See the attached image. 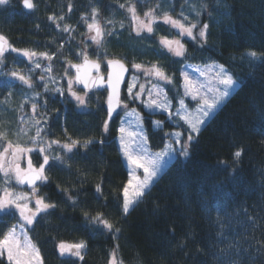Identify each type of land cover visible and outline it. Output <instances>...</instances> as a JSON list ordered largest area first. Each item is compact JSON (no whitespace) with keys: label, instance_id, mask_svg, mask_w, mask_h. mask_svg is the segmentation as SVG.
<instances>
[{"label":"trees","instance_id":"obj_1","mask_svg":"<svg viewBox=\"0 0 264 264\" xmlns=\"http://www.w3.org/2000/svg\"><path fill=\"white\" fill-rule=\"evenodd\" d=\"M34 2L37 7L31 11L23 8L22 0H9L7 5L0 6V34L16 48L57 53L52 61L55 66L62 65V56L57 52L61 44L65 56L75 63L80 62L72 53L79 50L80 42L86 37L87 23L81 17L92 20V9L97 8L99 15L96 19L104 26L105 32L112 30V35H105L104 44L109 58L113 55L126 57L129 66L132 61L148 64L158 60L170 73H175L176 88L180 87V72L185 64L205 65L213 61L224 64L242 82V86L202 128L199 137L193 141L190 156L178 158L143 202L127 216L118 206L120 189L129 178L116 139L119 119L110 124L103 146L93 144L87 151L79 149L70 161L71 169L56 167L48 171L49 182L40 191L56 202L58 208L29 232L40 248L44 264H109L113 250L123 264H220L230 258L221 251L228 245L244 250L240 253L244 264H264V257L257 253L260 247L257 242L264 240V144L261 143L264 141V61L245 55L250 51L264 55V0H223L219 6L216 0ZM202 3H207L208 11L212 12L211 17L206 12L199 17L200 24L210 26L209 41L204 47L192 40L185 41L188 59L183 62L159 46L160 37H177L173 28L160 21L154 24L152 34L137 36L131 13L127 11L132 4L137 13L143 15L159 4L157 15L168 11L180 18L183 11L191 22H197L196 11L200 10ZM69 4L72 5L71 12L68 11ZM121 4L125 7L121 8ZM50 16L57 19L50 20ZM60 16H64V20H59ZM65 24L75 31L64 32ZM70 37L74 39L68 43ZM93 50L91 47L89 55L96 59ZM30 67L32 65L26 58L7 53L0 72L28 70ZM38 77L33 74L36 81ZM7 81L11 82L13 96L8 104H0V130H7L9 138L16 143L17 137L12 133L20 127V117L28 120L32 115L29 104H25L23 110L20 104L25 94L30 96L32 90L9 76L0 75V101L7 95ZM36 91L42 93L36 101L37 118L41 112L53 117L47 128L50 139L63 140V127H67L74 138L101 137V125L106 118V92L90 95L89 109L82 111L72 101L61 100L59 93H44L40 82L36 84ZM167 91L170 98L176 97L173 85H168ZM125 96L124 91L123 99ZM43 99L48 100L47 108L43 106ZM177 106L174 99L173 108ZM138 107L145 118L150 148L158 150L163 147L165 139L162 132L152 127V118L164 120L166 132L179 127L168 121L163 113L150 115L140 105ZM53 109H58L59 113ZM183 130L186 131L184 127ZM29 135H34V130ZM19 142L30 145L27 137L20 138ZM237 147L244 148L238 164L234 163L232 156ZM31 156L38 166L40 158L35 152ZM233 168L236 169L234 174ZM100 181H103L106 199L98 198L95 193V185ZM57 185L60 189H68V194L77 196L78 206L73 207ZM0 187H3L2 180ZM22 190L29 189L24 187ZM82 209L93 214L104 212L121 228V233L114 238L113 233L89 224L83 219ZM217 216L221 218L223 228L217 224ZM16 220L14 215L0 214V233L14 225ZM80 240L88 245L83 262L74 257L59 256L56 248L59 241L75 243ZM182 241L186 244L183 248L179 246ZM197 248L203 249L204 254L198 253Z\"/></svg>","mask_w":264,"mask_h":264},{"label":"snow or ice","instance_id":"obj_2","mask_svg":"<svg viewBox=\"0 0 264 264\" xmlns=\"http://www.w3.org/2000/svg\"><path fill=\"white\" fill-rule=\"evenodd\" d=\"M222 2L223 0H216L217 6ZM8 3L9 0H0V6ZM22 6L26 10H34L37 7L34 0H22ZM120 7L124 8L125 5L121 4ZM159 7V4H157L156 8ZM156 8L144 12V18L142 19L137 13L135 5L130 4L128 6L127 11L131 13L132 21L135 22L134 31L137 36L144 32L152 34L155 31L153 25L160 21L170 25L171 28L177 30V34L181 39H169L167 36H162L159 39V46L172 57L180 58L179 62L188 59V49L182 43L184 37L195 41L200 47L208 44L210 26L208 23H199V17L202 13L206 12L209 17L212 16V12L208 11L207 3H202L200 10L196 11L197 22H191L183 11L179 14L180 18L173 17L168 11H162L160 15H157ZM68 11H72L71 4L68 6ZM98 15L99 10L93 8L91 23H87V17H81L87 23L88 32L84 34L87 39L80 42L83 47L72 53L80 61L79 63L73 62L63 54V44L57 49L65 63L60 80L66 82L67 88L61 86L49 87L50 84H58L57 78L51 75V62L56 58L57 53L49 54L47 51L37 53L35 50L27 48H16L9 43L3 34H0V67H3L7 53H17L33 65L27 72L18 69L11 70L8 73L0 72V75L9 76L12 80L18 81L32 90L30 96L25 94V99L20 104L21 110H23L25 104H29L32 115L28 120H25L24 116L20 117L21 125L12 133L13 136L17 137V142L13 143L7 130H0V180L3 182V187H0V214H18L19 219L17 224L11 225L5 232L0 233V261H3V264H44L40 248L33 241L29 232L34 231L35 225L39 224L45 217L52 215L54 210L58 208L56 202L40 191L41 187L49 182L50 178L47 172L56 167L71 169L70 161L79 149L87 151L90 145L93 144L103 146L106 142L104 136L109 133L114 116L119 118L121 113L124 116V119H120L117 132L119 133V148L126 165L130 166V171L127 182L120 189V203L118 206L122 214L127 216L139 203L143 202L144 197L167 174L178 157L187 159L190 156L193 141L199 137L202 126L208 123L237 89L242 86V82L234 76L228 67L215 61L202 67L185 64L184 69L180 72L179 88L175 87V73H170L158 60L148 64L132 61L131 67L136 72L141 73L146 78L147 83L151 84V87L146 88L145 83H140V77L133 74L126 86V97L122 99L121 85L124 84L125 76L129 73V68L125 63L126 57L113 55L112 58H109L104 44L105 35H112V30L105 32V29L96 19ZM49 19L55 21L57 18L50 16ZM59 20H64V16H60ZM107 23H112V21H107ZM56 26L59 28V23ZM63 31L73 32L75 29L65 24ZM71 39H74V37H70L68 43ZM89 40L95 46L93 54L96 59H91L86 50ZM101 49H103V52L100 51ZM245 55L252 59L264 61V55H258L255 51H250ZM41 58L49 63L42 67ZM102 63L105 71H101ZM36 69L40 70L38 81L33 80ZM188 69H194L204 79L200 80L190 75ZM153 81L157 83H152ZM37 82L42 84L44 93H59L63 97L67 92L68 97L82 111L89 109L90 99L88 94L90 92L100 89L106 91V118L101 125V137L74 138L68 133L67 127H63V140L59 138L50 139L47 128L48 121L53 117L46 112H41L40 118H37L36 115L38 109L36 101L42 96L41 92L36 91ZM5 83L8 85V91L0 104H8L13 96L11 82L7 81ZM162 85H173V90L177 94L176 97L170 98ZM78 86H82L80 91L83 94L76 91ZM186 98L196 102L195 116L189 112ZM174 99L178 105L175 108H173ZM137 101L148 109L150 115L161 112L165 113L170 121H173L174 117H178V121H173L177 124L179 121H183L190 129L183 143L181 137L184 133L178 131L166 132L164 131V120H153L151 121L152 127L163 133L165 142L158 151H152L149 148L148 133L144 128V116L136 108L129 107L130 102ZM43 106L47 108V99H43ZM53 111L59 113L58 109H53ZM29 121H31L30 125ZM25 125L29 126L25 127ZM33 130L34 135H29ZM22 137H27L30 145L27 143L21 144L19 140ZM261 143L264 144V141ZM176 145H179V147H176ZM34 152L40 158L38 166L32 160L31 154ZM60 153H64V155ZM243 155L244 148L237 147L232 153L234 163L238 164ZM21 161H26L25 167H21ZM235 171L236 169L233 168L232 173L234 174ZM13 183L27 185L29 190L15 191L12 187ZM57 188L67 195V199L73 207L78 206L77 196L68 194V189H60L59 185H57ZM95 193L98 198L106 199L103 195V181L96 183ZM82 215L83 219L89 224L99 226L105 231L113 233L114 238L121 233V228L117 227L116 223L107 218L102 211L93 214L82 209ZM249 219L254 218L249 217ZM216 222L221 228L224 227L219 216H217ZM189 236H191V233ZM257 243L260 244L257 253L264 257V240ZM179 246L183 248L186 244L182 241ZM118 247L119 245H116V248ZM56 248L60 257H74L83 262L88 245L84 240L75 243L59 241ZM231 249L236 250L232 252ZM221 251L227 253L230 258L227 261H221L220 264H244V261L240 259V253L244 250L239 249L238 246L228 245L227 248ZM197 252L204 254V250L200 248H197ZM109 264H123V260L117 258L115 250L110 254Z\"/></svg>","mask_w":264,"mask_h":264},{"label":"rangeland","instance_id":"obj_3","mask_svg":"<svg viewBox=\"0 0 264 264\" xmlns=\"http://www.w3.org/2000/svg\"><path fill=\"white\" fill-rule=\"evenodd\" d=\"M140 17L143 19L144 18V16L141 14L140 15ZM174 17V16H173ZM176 18V17H175ZM92 22V20H87V23H91ZM162 22V21H161ZM101 24V23H100ZM86 26V33L88 32V29H87V24L85 25ZM103 28H104V26L103 25H101ZM154 26V25H153ZM170 26V25H169ZM133 27H135V22H133ZM171 27V26H170ZM175 30V32L177 33V30L176 29H174ZM144 33H146V32H144ZM135 34H136V32H135ZM142 34V33H141ZM87 39V36L85 37V40ZM173 39H181V37L177 34V37H175V38H173ZM187 40H190L189 38H187V37H184L183 38V40H182V43H184L185 44V46H186V42L185 41H187ZM81 47H83V45H81L78 49H80ZM92 47V49H94V45L92 44V42L89 40L88 41V47H87V52H88V54L90 53V48ZM63 61V60H62ZM61 61V63H62V65H59V63L55 66L52 62V73H51V75L52 76H55L56 78H57V81H58V84L57 85H54V87L55 86H61V87H64V88H67V84H66V82L65 81H61L60 80V76L62 75V73H63V70H64V67H65V64H64V62H62ZM44 62V63H43ZM49 62L47 61V60H43L42 58H41V65H42V67L43 66H45V65H47ZM103 64V63H102ZM199 66H204V65H199ZM32 67H33V65H32ZM104 67V66H103ZM130 67H131V65H130ZM184 67H185V65L183 66V68H182V70L184 69ZM21 71H23V72H27V70H21ZM103 71H105V68L103 69ZM188 71H189V73H190V75H192V76H194V77H196L197 79H200V80H203L204 78L203 77H201L198 73H196L195 71H194V69H188ZM35 73L36 74H38V75H40V70L39 69H36L35 70ZM133 74H135V75H137V76H139L140 77V83H145V85H146V88H150L151 87V84H149V83H147V81H146V78L141 74V73H139V72H136V70L135 69H133L132 67H131V73H130V76H129V79H128V81H127V84H128V82L130 81V79H131V76L133 75ZM45 75H48V74H45ZM34 81H36V79H33ZM152 83H157L156 81H153ZM37 84V83H36ZM126 84V85H127ZM41 86H42V84H41ZM163 87H164V90L168 93V91H167V86L168 85H162ZM76 91L77 92H80V94H83L80 90H78V89H76ZM125 93H126V90H125ZM89 97H90V95H88ZM93 96V95H92ZM106 97H107V95H106ZM126 97V96H125ZM105 98V97H104ZM61 100H64V101H66V99L67 100H70V101H72L69 97H68V95H67V92H65V95L63 96V97H61L60 98ZM186 100H189V99H187L186 98ZM105 101H106V98H105ZM73 102V101H72ZM186 103L188 104V109H189V112L190 113H192V115L193 116H195L196 115V112H195V105H196V102L195 101H191V100H189V101H186ZM73 104H74V102H73ZM138 105H140L142 108H144L143 107V105H141L140 103H139V101H137V102H134V103H129V107L130 108H136L142 115H143V112H142V110L140 109V107H138ZM145 109V111H147L148 112V109H146V108H144ZM80 110V109H79ZM157 113H161V112H156V114ZM164 115H165V117H166V114L165 113H163ZM144 116V115H143ZM149 117H151L150 115H149ZM167 118V117H166ZM120 119H124V116H123V114L120 116V118H119V126H120ZM129 119H132V118H129ZM153 120H157V119H154V118H152ZM152 120V121H153ZM168 120V119H167ZM179 120V118L178 117H174L173 118V121H178ZM168 121H170V120H168ZM173 121H171V122H173ZM173 124L174 125H177L179 128H175L174 130H169L168 132H176V131H178V132H182V133H185V135H187V132L190 130L189 128H188V126L186 125V124H184V122L183 121H179V123L177 124V123H175V122H173ZM205 125H203L202 126V128L204 127ZM133 127H134V125H133ZM183 127L185 128V130L186 131H184L183 130ZM144 128L146 129V126H145V120H144ZM119 135V134H118ZM117 139V144H118V147H119V141H118V137L116 138ZM186 139V136H182L181 137V142L183 143V141ZM151 146H150V144H149V148H150ZM176 147H179V145H176ZM152 151H158V150H153L152 148H150ZM118 150H120V148L118 149ZM120 153H121V151H120ZM122 155V154H121ZM123 158V157H122ZM178 158H181V159H185V158H183V157H178ZM32 160H33V158H32ZM123 161H124V163H125V165H126V162H125V160H124V158H123ZM33 162H34V160H33ZM26 166V161H21V167H25ZM126 167H127V170H128V172L130 171V166H128V165H126ZM139 174V173H138ZM12 187H13V190H15V191H24V190H22V189H24V187H22L21 185H16L15 183H13V185H12ZM21 188V189H20ZM26 189V188H25ZM27 191V190H26ZM14 216H16V218H17V220H16V222L14 223V224H17L18 222H19V219H18V214H16V215H14ZM30 235V234H29Z\"/></svg>","mask_w":264,"mask_h":264},{"label":"water","instance_id":"obj_4","mask_svg":"<svg viewBox=\"0 0 264 264\" xmlns=\"http://www.w3.org/2000/svg\"><path fill=\"white\" fill-rule=\"evenodd\" d=\"M27 11H31V10H27ZM90 58H91V57H90ZM91 59H93V58H91ZM125 63H126V62H125ZM126 64H127V63H126ZM127 66H128V68H129V73L126 74V76H125V82H124L123 85H121V98H122V93H123V91H124V89H125L124 86H126V83H127L128 79H129V76H130V73H131V68H130V66H129L128 64H127ZM101 71H102V68H101ZM81 87H82V86H78V87H76V89L81 90ZM100 91H104V90H103V89H100V90H94L93 92H90L89 94H93V93L100 92ZM115 119H117V118L114 116L113 121H114ZM21 186L28 188L27 185H21Z\"/></svg>","mask_w":264,"mask_h":264}]
</instances>
